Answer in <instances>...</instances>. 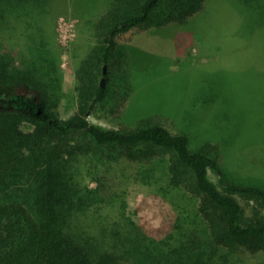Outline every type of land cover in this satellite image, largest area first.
I'll list each match as a JSON object with an SVG mask.
<instances>
[{
  "label": "rangeland",
  "instance_id": "1",
  "mask_svg": "<svg viewBox=\"0 0 264 264\" xmlns=\"http://www.w3.org/2000/svg\"><path fill=\"white\" fill-rule=\"evenodd\" d=\"M109 2L48 0L35 16L41 27L31 29L17 12L0 21V29L15 26L16 35L7 29L1 45L17 64L38 52L35 40L47 41L56 70L44 79L50 83L55 76L50 93L64 119L78 110L77 70L97 41L88 20L102 15ZM119 57L116 67L129 71L131 93L123 108L114 100L97 107L90 123L107 129L163 124L188 135L193 151L216 146L227 181L264 189V0H206L187 22L121 42ZM114 75L122 80V71ZM70 166L82 192L105 188V196L93 194L89 204L113 212L121 237H127L118 245L121 264L257 261L243 249L213 241L200 200L171 183L167 159L117 162L91 152ZM210 178L220 185L212 170ZM239 200L248 219L264 217V203Z\"/></svg>",
  "mask_w": 264,
  "mask_h": 264
},
{
  "label": "trees",
  "instance_id": "2",
  "mask_svg": "<svg viewBox=\"0 0 264 264\" xmlns=\"http://www.w3.org/2000/svg\"><path fill=\"white\" fill-rule=\"evenodd\" d=\"M46 1L0 0V21L17 12V20H26L30 29L41 27L35 16ZM95 1L98 5L100 0ZM205 1L110 0L102 15L88 20L97 41L77 70L78 110L67 119L50 93L55 76L50 83L44 79L56 70L47 41L35 40L38 52L20 65L1 45L4 31L16 35L15 26L0 29V264H121L118 245L127 237H121L113 212L89 204L93 194L103 198L105 188L82 192L70 166L91 152L117 162L167 159L171 183L200 200L199 211L213 241L243 249L256 256L254 264H264V217L248 219L239 200L264 203V189L227 181L216 146L193 151L188 135L160 123L107 129L88 120L110 100L123 108L131 93L129 71L116 67L121 42L187 22ZM117 70L122 80L115 78ZM102 76L107 78L105 86ZM24 123L31 129H22ZM210 170L219 175L220 185L210 178Z\"/></svg>",
  "mask_w": 264,
  "mask_h": 264
},
{
  "label": "water",
  "instance_id": "3",
  "mask_svg": "<svg viewBox=\"0 0 264 264\" xmlns=\"http://www.w3.org/2000/svg\"><path fill=\"white\" fill-rule=\"evenodd\" d=\"M107 71H108V66L105 65V67H104V74H107ZM106 80H107V78L104 77L103 80H102V85L103 86H105Z\"/></svg>",
  "mask_w": 264,
  "mask_h": 264
}]
</instances>
